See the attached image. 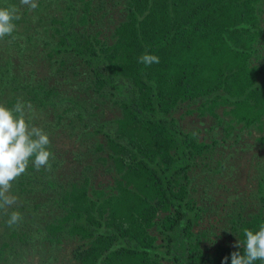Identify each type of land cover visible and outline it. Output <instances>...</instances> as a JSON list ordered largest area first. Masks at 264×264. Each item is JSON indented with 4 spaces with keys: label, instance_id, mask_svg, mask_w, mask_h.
Returning a JSON list of instances; mask_svg holds the SVG:
<instances>
[{
    "label": "trees",
    "instance_id": "16d2710c",
    "mask_svg": "<svg viewBox=\"0 0 264 264\" xmlns=\"http://www.w3.org/2000/svg\"><path fill=\"white\" fill-rule=\"evenodd\" d=\"M263 1L126 0V14L109 35L101 33L103 25L94 34L81 29L95 23L92 1L44 0L42 6L65 9L51 19L50 35L57 39L51 49L62 56L55 65L70 60L83 67L85 90L108 96L120 118L114 129L104 123L94 131L97 164L109 173L102 186L95 185V176L81 184L73 171L68 182L60 179L55 172L61 161L51 170H37L30 162L13 182L11 193L23 203L11 210L22 220L9 227V214L0 216V264L26 260L36 246L60 249L67 239L77 241L73 264H223L225 257L231 264L232 252L243 254V245L234 247L230 239L243 242V229L255 232L264 223V177L257 181L250 214L243 204L229 211L227 202L213 206L214 199L201 200L191 174L211 146L200 129L181 123L193 112L205 116L224 108L249 125L264 114V68L252 60L263 34L258 26ZM145 53L159 62L140 63ZM2 92L13 95L9 107L19 100L25 112L39 109L61 124L78 104L84 109L74 90L69 94L59 82L51 86L45 79L14 75L10 63L0 66ZM79 162L68 170L78 173ZM41 194L46 204L28 203ZM221 213H227L230 230L224 235L230 239L212 250L201 227L207 215ZM51 263L49 256L46 264Z\"/></svg>",
    "mask_w": 264,
    "mask_h": 264
},
{
    "label": "rangeland",
    "instance_id": "374dc122",
    "mask_svg": "<svg viewBox=\"0 0 264 264\" xmlns=\"http://www.w3.org/2000/svg\"><path fill=\"white\" fill-rule=\"evenodd\" d=\"M43 1L37 0L38 7L35 10H29L28 7L20 4V0H0V7H6L8 4L10 7H16L17 14L20 16V19L13 21L16 28L12 36H6L0 40V66L6 68L10 63L14 75L26 76L27 79L37 81L45 79L51 86L59 82L64 92L69 94H72L73 90L76 92L80 106L84 109H78V104L73 117L63 119L62 124L60 119L49 118L46 112L39 109L25 112L26 119L30 125L40 127L48 134L50 138L48 150L53 153L50 160L51 168L57 161L63 163L57 167L56 176L60 175V179L68 182L65 177L71 178L73 171L75 175L73 178L81 184L84 183L85 178L95 176L97 180L95 185L102 186L99 182L105 183L109 179V173L104 172V166L97 164L95 155L97 141L94 131L104 123L108 128L114 129L115 120L120 118V110L108 96L98 97L89 90H85L87 84L82 73L83 67L77 65L73 67V62L70 60H65L63 66L55 65L56 60L62 61V56H56L51 49L57 41L50 35L51 19L56 15L63 16L65 9L62 6L47 7L45 3L42 6ZM84 1H92L94 9L100 10L95 13L94 9L90 8V12L93 13L90 18L95 23L80 26L82 30L87 29L86 31H91L93 34L103 25L101 33L111 35L115 25L123 20L126 14L124 11L126 0ZM79 7L80 11H83L81 10L84 8L82 2ZM259 16L258 26L263 34L257 42V53L252 60L256 65L264 68V1L260 7ZM66 80L70 82L66 83ZM72 82L73 85H71ZM83 83L85 86L82 85ZM12 100L11 93L2 92L0 104L11 109L8 103ZM80 113H84L85 120L78 119ZM181 114L180 111L176 113L177 116ZM185 118L187 122L181 125L184 128L200 129L205 135L206 142L211 146L210 152L204 158L206 160L199 161L191 174L194 178L193 185L198 187V196H201V200L205 196L208 199L209 197L214 199L213 206L218 205L220 201L227 202L231 207L229 211L243 204L246 207V214H250L256 207L254 202L257 181L264 177V114L251 125L245 121H235L229 108L218 109L214 114L205 116L193 112ZM84 125L88 128L84 129ZM49 131L54 134H50ZM77 161H80L75 165L78 173L72 169L68 170L71 163ZM51 174L48 175L51 176ZM41 196L42 194L33 196L28 203L32 206L42 202L46 204L45 197L41 198ZM20 203L23 201L17 200L12 207L4 211L0 209V216L10 214L11 208L16 209L14 206ZM58 214L59 212L55 211L53 215ZM29 220L30 217H24L25 222ZM226 220L227 213H221L220 216L210 214L203 220L205 222L201 229L207 230L209 242L206 245L212 250L219 245H224L230 239L224 235L225 231L230 230V222ZM230 242L232 245L236 244L234 239H230ZM76 247L77 241L70 239L65 240L60 249L36 246L28 251L26 260L21 258L13 261L12 264H46L49 256L54 261L51 264H73L72 253Z\"/></svg>",
    "mask_w": 264,
    "mask_h": 264
},
{
    "label": "clouds",
    "instance_id": "9594fccd",
    "mask_svg": "<svg viewBox=\"0 0 264 264\" xmlns=\"http://www.w3.org/2000/svg\"><path fill=\"white\" fill-rule=\"evenodd\" d=\"M20 4L35 10L38 7L37 0H20ZM16 7H0V40L6 36H12L16 25L13 21L20 19ZM139 62L150 66L158 63L159 58L145 53ZM50 138L40 127L30 125L26 119L25 105L17 101L13 108L0 104V209L12 207L18 198L11 194L13 182L24 174L32 162L37 170L47 168L51 170L50 158L52 153L48 150ZM22 220L19 211L9 214L7 224L9 227L18 224ZM246 238L234 247L241 248L231 253V264H254L256 261H264V223L260 224L258 231L243 229ZM228 257L223 264H227Z\"/></svg>",
    "mask_w": 264,
    "mask_h": 264
}]
</instances>
